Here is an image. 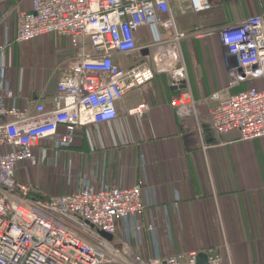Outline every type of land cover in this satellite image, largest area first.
I'll return each instance as SVG.
<instances>
[{
    "label": "built area",
    "instance_id": "1",
    "mask_svg": "<svg viewBox=\"0 0 264 264\" xmlns=\"http://www.w3.org/2000/svg\"><path fill=\"white\" fill-rule=\"evenodd\" d=\"M6 0H0V3ZM24 0H21V2ZM20 2V4H21ZM30 8L16 11L15 36L0 45V264H197L200 253L207 264H223L214 249L162 255L157 249L155 211L161 207L155 188L140 180L134 186L110 187L103 178L96 186L79 175L70 194L31 198L34 190L17 181L21 162L67 168V151L82 127L118 118L117 104L130 91L168 75L179 92L171 106H193L185 84L181 43L201 33L186 34L176 26L171 3L188 4L193 13L211 10L209 0H29ZM8 15L3 14L0 25ZM152 27L155 28L154 34ZM141 28H149L151 43L138 47ZM210 34V33H209ZM212 34V33H211ZM228 77L221 93L210 97L212 129L217 135L237 132L241 141L264 137V90L244 85L264 80V13L248 16L215 30ZM47 36L65 37L74 55L61 70L51 108L35 103L20 110L6 71L11 67L12 44ZM156 48V56L150 50ZM141 58L122 67L136 53ZM146 52V54H144ZM171 55L166 60V55ZM145 105L127 111L141 116ZM38 158V160H37ZM63 160L60 164V160ZM180 198L171 206L178 212ZM149 222L143 223L142 217ZM152 236L154 254L145 259L138 250L143 233ZM102 233L111 237L108 240ZM115 237L119 245L113 244Z\"/></svg>",
    "mask_w": 264,
    "mask_h": 264
},
{
    "label": "crops",
    "instance_id": "2",
    "mask_svg": "<svg viewBox=\"0 0 264 264\" xmlns=\"http://www.w3.org/2000/svg\"><path fill=\"white\" fill-rule=\"evenodd\" d=\"M209 1L211 10L203 13H193L187 3H171L178 30L201 33L181 43L185 84L194 105L171 106L179 92L163 73L128 92L117 104L115 121L77 129L74 144L67 151L70 170L75 174L73 192L79 175L92 180L96 188L99 178L110 187L125 188L144 180L155 188L158 204L168 208L166 215L160 208L152 217L156 249L162 255L214 249L223 264H264V137L241 141L237 132L217 135L209 118L215 106L210 97L221 93L228 81L215 30L264 13V0ZM19 6L29 9V0ZM6 8L5 1L0 3V18L8 15L0 25V45L6 36L10 40L15 36L16 20ZM148 34L149 28L139 30L138 47L149 44ZM43 38L55 46L62 58L53 75L22 67L17 73L14 64L6 71L20 110L31 109L35 103L51 108L61 70L74 55L67 38ZM34 42L24 43V49H31L27 45ZM18 45L23 44H16V48ZM169 57L166 55V60ZM140 58L139 52L120 63L128 67ZM248 86L264 90V80L231 93ZM140 105L146 106L141 116L127 114ZM176 196L180 198L178 212L171 208ZM142 220L149 222L148 216ZM138 253L145 259L154 254L152 236L146 231Z\"/></svg>",
    "mask_w": 264,
    "mask_h": 264
},
{
    "label": "rangeland",
    "instance_id": "3",
    "mask_svg": "<svg viewBox=\"0 0 264 264\" xmlns=\"http://www.w3.org/2000/svg\"><path fill=\"white\" fill-rule=\"evenodd\" d=\"M21 0H6L7 12L10 11L12 18H16V11L20 7ZM53 37V36H52ZM59 37V36H56ZM150 35H147V43H150ZM31 49H24L25 44H12L10 57L14 70L19 73V67L29 71L32 68L39 69L40 73L45 75H53L58 69V63L62 60L61 56L56 53V48L48 39H40L31 43ZM16 49V50H15ZM156 48L152 47L150 54L155 55ZM19 59V60H18ZM121 62V60H120ZM121 64V63H120ZM52 158V153L48 149L46 152V161L41 163L37 161L35 165L29 162H21L16 171L17 181L25 184L34 190L35 196L48 197L63 194H70L75 187V174L67 168H55L48 166V160ZM38 160V158H37ZM32 193V194H34ZM113 244L119 245L117 237H115Z\"/></svg>",
    "mask_w": 264,
    "mask_h": 264
},
{
    "label": "water",
    "instance_id": "4",
    "mask_svg": "<svg viewBox=\"0 0 264 264\" xmlns=\"http://www.w3.org/2000/svg\"><path fill=\"white\" fill-rule=\"evenodd\" d=\"M152 29H153L154 34H156L155 28L152 27ZM145 54H146V52H145ZM184 88H185V83L182 82L181 85H180V89H184ZM102 235L105 236L108 240L111 239V237L109 235H106L104 233H102ZM197 264H207V259H206L205 254L200 253L198 255V257H197Z\"/></svg>",
    "mask_w": 264,
    "mask_h": 264
},
{
    "label": "trees",
    "instance_id": "5",
    "mask_svg": "<svg viewBox=\"0 0 264 264\" xmlns=\"http://www.w3.org/2000/svg\"><path fill=\"white\" fill-rule=\"evenodd\" d=\"M243 90H244V89H243ZM30 197H31V198H35V199H36V198H41L40 196H35V193H34V194L31 193V194H30Z\"/></svg>",
    "mask_w": 264,
    "mask_h": 264
},
{
    "label": "bare ground",
    "instance_id": "6",
    "mask_svg": "<svg viewBox=\"0 0 264 264\" xmlns=\"http://www.w3.org/2000/svg\"><path fill=\"white\" fill-rule=\"evenodd\" d=\"M249 87V86H248Z\"/></svg>",
    "mask_w": 264,
    "mask_h": 264
}]
</instances>
